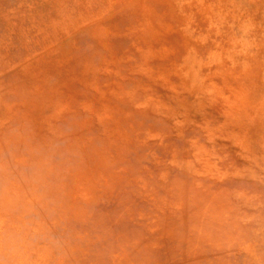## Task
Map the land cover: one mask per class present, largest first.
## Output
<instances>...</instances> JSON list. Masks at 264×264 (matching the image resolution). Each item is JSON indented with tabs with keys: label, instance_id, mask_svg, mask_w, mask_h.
Masks as SVG:
<instances>
[{
	"label": "rangeland",
	"instance_id": "1",
	"mask_svg": "<svg viewBox=\"0 0 264 264\" xmlns=\"http://www.w3.org/2000/svg\"><path fill=\"white\" fill-rule=\"evenodd\" d=\"M0 264H264V0H0Z\"/></svg>",
	"mask_w": 264,
	"mask_h": 264
}]
</instances>
